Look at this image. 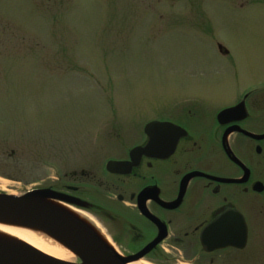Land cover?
<instances>
[{
	"label": "rangeland",
	"instance_id": "obj_1",
	"mask_svg": "<svg viewBox=\"0 0 264 264\" xmlns=\"http://www.w3.org/2000/svg\"><path fill=\"white\" fill-rule=\"evenodd\" d=\"M232 75H264V0H0V196L50 197L98 146L131 144L166 109H210ZM249 228L264 264V210ZM128 242L109 243L124 258Z\"/></svg>",
	"mask_w": 264,
	"mask_h": 264
},
{
	"label": "flooded vegetation",
	"instance_id": "obj_2",
	"mask_svg": "<svg viewBox=\"0 0 264 264\" xmlns=\"http://www.w3.org/2000/svg\"><path fill=\"white\" fill-rule=\"evenodd\" d=\"M232 76L215 82L223 89L212 93L210 109H166L163 118L150 121L173 126L164 133L168 144L177 139L172 154L155 158L152 150L130 158L148 144L144 126L141 138L129 145L114 140L117 146H98L101 155L91 165L56 179L50 198L83 213L105 241H129L125 259L146 252L141 259L155 264H250L249 217L264 210V75L243 82ZM226 110L233 111L220 116ZM108 162L132 166L113 174ZM235 213L247 232L245 247L207 252L206 228L211 226L215 245L228 243Z\"/></svg>",
	"mask_w": 264,
	"mask_h": 264
},
{
	"label": "water",
	"instance_id": "obj_3",
	"mask_svg": "<svg viewBox=\"0 0 264 264\" xmlns=\"http://www.w3.org/2000/svg\"><path fill=\"white\" fill-rule=\"evenodd\" d=\"M233 110H226L220 114L225 116ZM173 126L167 123L153 121L144 127V134L149 141L146 147L134 149L130 153L133 156L147 155L148 152L155 158H165L172 154L175 149L177 139L169 144L164 139V133L170 131ZM177 138L185 136V132ZM131 163L108 162L107 171L113 174H124V167L130 168ZM129 170V169H128ZM32 196L18 198L12 196H0V215L15 216L26 224L45 231L54 239L59 241L63 246L79 260L78 264H124L141 259L146 253L143 252L135 258L121 261L114 257L102 244L89 234L84 233L75 226L62 220L52 214L45 208L32 203ZM234 234L229 237L228 243L215 245L211 235V226H208L202 236V246L207 252H212L217 248L233 247L242 250L247 243V232L241 216L234 214ZM8 248V247H7ZM0 248V264H72L59 261L40 253L30 250H18L11 248Z\"/></svg>",
	"mask_w": 264,
	"mask_h": 264
},
{
	"label": "bare ground",
	"instance_id": "obj_4",
	"mask_svg": "<svg viewBox=\"0 0 264 264\" xmlns=\"http://www.w3.org/2000/svg\"><path fill=\"white\" fill-rule=\"evenodd\" d=\"M32 203L45 208L67 223H70L84 233L89 234L91 237L95 239L97 238L92 231L94 223L83 213L68 207L64 203L57 202L50 197L47 198L45 196L32 199ZM101 243L103 247H105L118 260H129L121 258L120 254L110 245L108 240H106V243L104 244L103 242ZM0 245L9 246L23 251H34L44 256L64 262L74 258V255L69 249L45 231L30 226L15 216L0 215ZM124 264L150 263L138 259L133 262H125Z\"/></svg>",
	"mask_w": 264,
	"mask_h": 264
}]
</instances>
